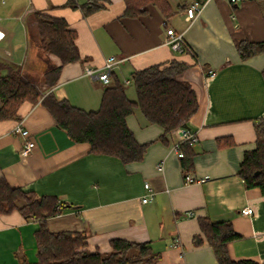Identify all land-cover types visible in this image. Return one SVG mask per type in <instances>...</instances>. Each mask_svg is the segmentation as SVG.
<instances>
[{"label": "crops", "instance_id": "crops-1", "mask_svg": "<svg viewBox=\"0 0 264 264\" xmlns=\"http://www.w3.org/2000/svg\"><path fill=\"white\" fill-rule=\"evenodd\" d=\"M67 1L0 0L3 41L22 52L20 61H13V51H6L8 59L30 76L39 75L40 52L29 39L34 13L64 18L78 34L83 60L65 64L52 91L87 111L100 108L107 84L87 76L86 67L100 68L116 57L121 61L113 72L125 81L134 71L158 63L178 60L189 65L183 79L197 89L200 108L188 125L198 137L188 174L205 182H185L175 148L181 130L167 133L163 142L164 128L149 123L139 109L126 122L139 143L151 144L143 160L124 164L117 157L92 153L89 143L74 142L40 102L19 108V120L36 142L28 156L21 154L22 138L13 133L19 120H0V178L12 187L55 195L73 205L50 217L48 227L85 234L92 253L109 252L111 240L120 238L151 242L161 254L157 264H218L199 225V218L208 216L213 222L231 223L240 235L229 244L234 260L264 264V194L257 187L247 188L239 175L245 153L257 145L255 122L264 119V53L242 60L237 47L240 40H264V5L257 0L238 5L206 0L198 16L189 20L186 11L178 10L179 0H171L175 14L168 26L183 34L192 51L177 52L167 43V20L158 6L149 5L146 15L128 17L124 0H110L104 9L84 15L80 9L61 7ZM127 94L136 99L130 83ZM146 183L155 195L144 203ZM247 206L253 208L252 215L241 213ZM39 227L18 210L0 215V264H21L22 257L36 263ZM196 235L203 243L194 242Z\"/></svg>", "mask_w": 264, "mask_h": 264}, {"label": "trees", "instance_id": "trees-1", "mask_svg": "<svg viewBox=\"0 0 264 264\" xmlns=\"http://www.w3.org/2000/svg\"><path fill=\"white\" fill-rule=\"evenodd\" d=\"M124 1V15L128 17L146 15L149 5L158 6L167 20L166 32L171 28L168 21L175 14L171 0ZM205 1L179 0L178 10L187 11L195 2L203 5ZM257 1L264 5V0ZM109 3L110 0H86L79 4L68 0L61 7L80 9L84 15H91ZM33 22L37 45L42 50L39 56L45 60L46 67L37 82L22 65L0 60V120H19V108L23 103L40 102L51 112L56 125L74 142L89 143L92 153L117 157L128 164L143 160L151 144L139 143L126 122V117L135 109H139L149 123L164 128L165 135L160 137L163 142H166L167 133L189 125L190 119L199 111L198 91L183 79L189 65L178 60L134 71L129 81L136 92L135 100L127 94L128 80H120L113 71L98 110L87 111L66 99L57 98L52 88L59 81L64 65L83 60L77 45L78 34L64 18L46 12H35ZM29 36L34 37L31 33ZM237 47L241 59L246 60L264 53V40H240ZM184 52L192 51L187 45ZM255 129L258 135L256 148L245 153L239 175L247 188L257 187L264 194L263 118L256 120ZM227 142L229 144V140ZM180 150L183 152L181 162L184 173L188 174L194 166L193 142L181 143ZM67 204L55 195H38L31 189L12 187L7 180L0 178V215L18 210L27 220H35L40 225L35 232L38 260L31 263L22 257L21 264H157L161 254L154 250L151 242L116 238L111 240L109 252L92 253L87 249L85 234L76 231L52 232L48 219L63 213L68 208ZM199 225L218 264H260L254 260H234L231 257L229 244L240 238L231 223L213 222L205 216L199 218ZM203 241L201 235L194 237L196 244Z\"/></svg>", "mask_w": 264, "mask_h": 264}, {"label": "built area", "instance_id": "built-area-1", "mask_svg": "<svg viewBox=\"0 0 264 264\" xmlns=\"http://www.w3.org/2000/svg\"><path fill=\"white\" fill-rule=\"evenodd\" d=\"M243 0H230V2L233 5H238ZM202 4H199L195 2L192 4L188 10L187 18L189 20L195 19L199 12L201 11ZM167 43L173 48V50L178 52H184L187 44L184 40L182 33H177L173 28H169L167 30ZM5 39V32L0 29V43ZM121 60L117 59L116 57H110L106 60L103 67L100 68H92V67H86L85 74L87 76L97 78L100 81L104 82L105 84H108L111 81V73L115 66L120 62ZM210 77H214L216 75V72L211 70L208 72ZM127 83H130L128 80ZM182 139L181 142L175 146L178 156L183 157V152L180 150V144L185 141H197L198 137L195 133L191 132L189 129L186 128H180ZM13 133L18 135L23 140V146L21 147V154L23 156H28L36 147V142L34 139H32L30 131L24 126V120H20L17 125L15 126ZM185 182L186 183H194V182H205L204 178H196L191 174H185ZM145 188L147 190V193L145 196L142 197V202L147 203L153 200L155 192L151 185L149 183L145 184ZM241 213L244 215H252L253 214V208L252 207H245L241 210ZM189 215H192V213H189Z\"/></svg>", "mask_w": 264, "mask_h": 264}, {"label": "rangeland", "instance_id": "rangeland-1", "mask_svg": "<svg viewBox=\"0 0 264 264\" xmlns=\"http://www.w3.org/2000/svg\"><path fill=\"white\" fill-rule=\"evenodd\" d=\"M17 23V21H16ZM18 24V23H17ZM19 26V25H18ZM30 26V25H29ZM31 31V36L33 35L34 37L31 38L29 36V39H31L33 41V44L37 45V42H38V37H37V33H36V28L34 26H30L29 27V33ZM26 45V44H25ZM38 46V45H37ZM36 46V47H37ZM39 49V48H38ZM6 51H13L12 47L11 46H8V42L7 41H3L2 43H0V60H4V61H7V62H11L9 59L10 57L6 54ZM39 52H42L41 49H39L38 53ZM21 55H22V52H14L13 51V57H11L13 61H20V58H21ZM9 58V59H8ZM39 61H40V66H39V69L36 70V72H39V75L35 76L34 79L39 82L40 79L42 78V74H43V71L46 67V63H45V60L43 58H39Z\"/></svg>", "mask_w": 264, "mask_h": 264}, {"label": "water", "instance_id": "water-1", "mask_svg": "<svg viewBox=\"0 0 264 264\" xmlns=\"http://www.w3.org/2000/svg\"><path fill=\"white\" fill-rule=\"evenodd\" d=\"M183 128L189 129V126H188V125H185ZM66 207H68V208H72V207H74V206L68 203V204L66 205Z\"/></svg>", "mask_w": 264, "mask_h": 264}]
</instances>
